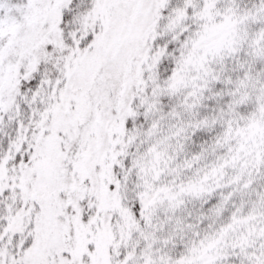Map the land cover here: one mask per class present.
<instances>
[{
  "label": "snow or ice",
  "instance_id": "6c2138e0",
  "mask_svg": "<svg viewBox=\"0 0 264 264\" xmlns=\"http://www.w3.org/2000/svg\"><path fill=\"white\" fill-rule=\"evenodd\" d=\"M0 264H264V0H0Z\"/></svg>",
  "mask_w": 264,
  "mask_h": 264
}]
</instances>
